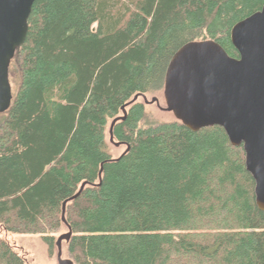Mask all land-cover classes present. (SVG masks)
<instances>
[{"label": "trees", "instance_id": "obj_1", "mask_svg": "<svg viewBox=\"0 0 264 264\" xmlns=\"http://www.w3.org/2000/svg\"><path fill=\"white\" fill-rule=\"evenodd\" d=\"M263 4L35 0L0 113V233L39 235L51 252L63 201L84 183L65 206L73 264H264V211L242 146L220 126L193 132L140 97L129 103L163 96L187 42L238 57L230 30ZM25 263L0 236V264Z\"/></svg>", "mask_w": 264, "mask_h": 264}, {"label": "water", "instance_id": "obj_2", "mask_svg": "<svg viewBox=\"0 0 264 264\" xmlns=\"http://www.w3.org/2000/svg\"><path fill=\"white\" fill-rule=\"evenodd\" d=\"M34 1L0 0V113L11 103L9 66L26 39ZM230 40L238 57L228 55L211 39L187 42L173 54L165 71L162 109L193 132L220 126L231 145L242 146L246 170L254 180L256 206L264 211V4L232 26ZM139 97L146 104L158 105L156 97L149 101L143 95H135L129 103ZM126 105L122 106L123 116L110 124L111 142L113 125L125 118ZM101 173L102 167L99 178ZM84 185L63 201L61 220L65 225L66 203L77 198ZM67 228L55 242L58 264H73L61 257L62 242L72 234Z\"/></svg>", "mask_w": 264, "mask_h": 264}, {"label": "rangeland", "instance_id": "obj_3", "mask_svg": "<svg viewBox=\"0 0 264 264\" xmlns=\"http://www.w3.org/2000/svg\"><path fill=\"white\" fill-rule=\"evenodd\" d=\"M9 78H10L12 90L15 91L19 81L17 74L13 71L12 68L9 69ZM154 97L158 99V105L155 102L147 103L148 108L153 112V114L166 120L173 118V114L171 112H167L164 109H162L165 107V102L162 94L158 95V97L148 96L146 98L147 100L150 101ZM139 99L142 100L141 97ZM123 150H124L123 146H111V151L114 156L119 155ZM65 232H67L66 225L57 234H55L56 237L55 242L57 237ZM0 236L5 238L6 241L9 243V245H11L16 252H18L20 255H23L26 258L25 264H58L56 244H54L52 251L49 252L47 245L43 242V240L40 238L39 235L13 234L2 231L0 233ZM61 257L63 259H68L65 253V242H62Z\"/></svg>", "mask_w": 264, "mask_h": 264}]
</instances>
